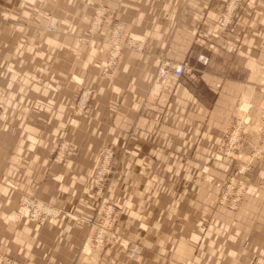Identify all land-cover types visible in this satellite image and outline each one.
I'll return each mask as SVG.
<instances>
[{
  "label": "crops",
  "instance_id": "1",
  "mask_svg": "<svg viewBox=\"0 0 264 264\" xmlns=\"http://www.w3.org/2000/svg\"><path fill=\"white\" fill-rule=\"evenodd\" d=\"M95 1L57 0L50 6L72 29L85 33ZM109 1L127 30L146 40L142 49H124L111 79L100 76L104 57L97 42L74 52L70 35H48L44 43L52 57L47 62L39 58L33 17L19 9L8 15L6 2L0 0V67L7 66V55L13 53L19 57L8 64L10 69L22 71L29 65L44 70L58 88L0 77V84L12 88L0 115L4 110L16 121L23 104L30 110L25 128L0 127V183H30L44 198L89 218L95 201L85 189L91 164L87 154L108 145L121 156L111 195L122 208V230L138 236L144 246L142 262L118 264H251L264 255V189L259 196L246 197L236 210L214 205L205 213L203 200L215 197L214 183L236 165L230 157L216 158V152L238 103L262 87L264 32L246 29L254 17L243 12L235 32L215 35L212 28L226 0ZM14 20L20 22L8 29ZM158 55L188 59L192 71L172 89H156ZM24 56L29 63L22 62ZM72 72L95 90L77 127L67 125L77 87ZM12 133L23 139L11 148L25 155L23 169L16 156L10 162L5 139ZM26 134L40 136L34 152L26 149ZM62 134L73 137L81 153L67 164L52 165L50 155ZM244 176L264 180V157L253 158ZM84 232L82 220L63 215L38 229L36 236L15 243L36 264H70Z\"/></svg>",
  "mask_w": 264,
  "mask_h": 264
},
{
  "label": "rangeland",
  "instance_id": "2",
  "mask_svg": "<svg viewBox=\"0 0 264 264\" xmlns=\"http://www.w3.org/2000/svg\"><path fill=\"white\" fill-rule=\"evenodd\" d=\"M4 1L6 3L3 9L8 15L15 14L19 9L20 13L24 10L33 17V22L30 24L34 26L35 35L38 37L39 58L46 62L48 58L52 57L44 43L45 37L48 35H70L72 42L70 47L74 52H78V47L82 44L90 45L97 42L104 57V67L100 70V76L111 79L115 75L124 49H142L145 45V37L128 31L127 23L114 15L109 0H96L92 3L88 11L85 33L72 29L69 23L60 19L56 9L50 6L57 0ZM230 1L226 0L220 11L212 28L213 33L218 32L220 35L235 32L236 20L243 12L249 14L250 18L254 17L253 20L247 22L246 29L250 31L257 29L264 32V0H234L230 12L233 30L231 31L228 27L226 29L218 28V20ZM14 22L20 21L14 20L13 24L12 22L8 23V29L15 26ZM262 42L264 44V34ZM12 45H14L13 42ZM55 45H57L56 41ZM16 57L19 56L8 53L7 66L0 67L1 79L5 78L7 82L13 81L18 84L27 79L37 83L40 88L46 87L58 91V88L49 81V72L31 69L29 65L24 66L22 71L17 68H14L16 70L10 69L8 64L15 62ZM22 60L24 63H29L25 56ZM70 78L77 87L70 108V116L67 118V125L77 127L92 104L95 90L93 86L86 83L84 77L77 73L72 72ZM7 84L10 85V83ZM8 85L0 84V96L4 99L0 101V110L4 107L8 95L12 94V88ZM153 87L164 89L162 83L156 79V75ZM262 87H264V82ZM251 92V103L243 108L238 103L228 128L221 136L216 158L230 157L235 160L236 165L223 180L214 183L217 188L215 197L206 196L204 198L203 211L205 213L214 205L236 210L246 197L259 196L260 191L264 189V180L254 182L244 176L253 158L264 157V101L261 99L259 90ZM27 106L23 104L19 109L16 121L3 110L0 115V127L25 128L30 111ZM238 107L240 109L237 113ZM19 136L22 137L13 133L6 136L7 149L13 148L16 141L23 142ZM24 136L27 142L26 149L29 152H34L40 142V136L33 134ZM74 140L73 137L66 134L59 137L50 155L52 165L67 164L72 155L81 153ZM14 156H16L15 161L19 167L23 169L25 155L11 149V164L15 162L12 161ZM87 156L91 164L86 174L85 189L95 201L93 214L89 218L67 211L54 199L44 198L39 195L38 189L31 188L30 183L18 184L10 179L0 183V264H36L30 254L23 255L27 253L26 248L17 246L16 240L36 236L38 229L63 215L70 216L74 220H82L85 226V232L75 247V254L70 264H118L122 260L142 262L144 246L138 236L129 237L124 234L121 225L122 208L111 195V189L120 170V154L111 146L106 145L98 149L91 148ZM199 169L207 171L205 167ZM44 264L56 263L49 261ZM251 264H264V255H257Z\"/></svg>",
  "mask_w": 264,
  "mask_h": 264
},
{
  "label": "built area",
  "instance_id": "3",
  "mask_svg": "<svg viewBox=\"0 0 264 264\" xmlns=\"http://www.w3.org/2000/svg\"><path fill=\"white\" fill-rule=\"evenodd\" d=\"M233 3L234 0H231L226 10L221 14L217 24L218 28L226 29L228 27L231 31L233 30L230 14ZM215 35H218V32H216ZM156 60V79L162 83L164 89L173 88L177 80L192 71V66L188 59L178 61L168 58L165 55H158ZM260 93L261 99L264 101V87L260 89Z\"/></svg>",
  "mask_w": 264,
  "mask_h": 264
},
{
  "label": "bare ground",
  "instance_id": "4",
  "mask_svg": "<svg viewBox=\"0 0 264 264\" xmlns=\"http://www.w3.org/2000/svg\"><path fill=\"white\" fill-rule=\"evenodd\" d=\"M249 95H250V93H247V94H245V95L243 96V98H242V102L240 103V104H241L240 107L243 108V106L249 104V102H250V96H249Z\"/></svg>",
  "mask_w": 264,
  "mask_h": 264
}]
</instances>
